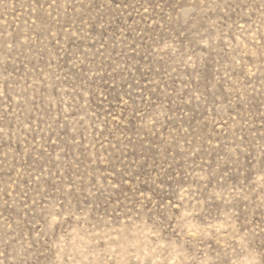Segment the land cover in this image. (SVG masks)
Here are the masks:
<instances>
[{
  "label": "rangeland",
  "instance_id": "1",
  "mask_svg": "<svg viewBox=\"0 0 264 264\" xmlns=\"http://www.w3.org/2000/svg\"><path fill=\"white\" fill-rule=\"evenodd\" d=\"M0 264H264V0H0Z\"/></svg>",
  "mask_w": 264,
  "mask_h": 264
}]
</instances>
